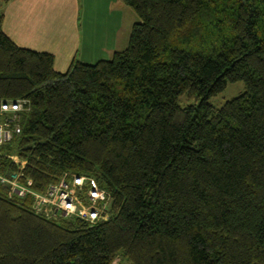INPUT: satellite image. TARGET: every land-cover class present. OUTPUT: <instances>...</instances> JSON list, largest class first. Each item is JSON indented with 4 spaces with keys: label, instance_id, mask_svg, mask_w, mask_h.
Returning a JSON list of instances; mask_svg holds the SVG:
<instances>
[{
    "label": "trees",
    "instance_id": "16d2710c",
    "mask_svg": "<svg viewBox=\"0 0 264 264\" xmlns=\"http://www.w3.org/2000/svg\"><path fill=\"white\" fill-rule=\"evenodd\" d=\"M122 2L139 17L127 46L65 72L0 10V101L28 100L0 173L15 153L34 190L70 171L111 195L90 225L0 182V264H264V0Z\"/></svg>",
    "mask_w": 264,
    "mask_h": 264
},
{
    "label": "crops",
    "instance_id": "0c3cea01",
    "mask_svg": "<svg viewBox=\"0 0 264 264\" xmlns=\"http://www.w3.org/2000/svg\"><path fill=\"white\" fill-rule=\"evenodd\" d=\"M83 1L91 3L94 0L0 1L2 29L19 46L53 54V68L65 72L73 59L85 62L78 56L84 41L81 23ZM109 1L111 11H120L116 31L122 27L126 29L128 24L132 28L134 22L129 6L122 0ZM128 19H131L129 23ZM117 50V47H112L107 53L112 56Z\"/></svg>",
    "mask_w": 264,
    "mask_h": 264
},
{
    "label": "built area",
    "instance_id": "2783aa9c",
    "mask_svg": "<svg viewBox=\"0 0 264 264\" xmlns=\"http://www.w3.org/2000/svg\"><path fill=\"white\" fill-rule=\"evenodd\" d=\"M27 103L26 99L0 101V148L20 132V115L28 109ZM5 156L16 165V170L8 175L0 173V182L8 187L10 196L29 194L36 212L47 218L76 217L90 225L108 219L111 195L95 178L65 171L57 181L38 191L31 187L32 179L23 173L25 160L15 153Z\"/></svg>",
    "mask_w": 264,
    "mask_h": 264
},
{
    "label": "rangeland",
    "instance_id": "374dc122",
    "mask_svg": "<svg viewBox=\"0 0 264 264\" xmlns=\"http://www.w3.org/2000/svg\"><path fill=\"white\" fill-rule=\"evenodd\" d=\"M109 2V0H94L91 3H84L83 1L81 23L84 41L78 56L84 60L85 63H94L99 59H109L111 55H108L107 50L112 47H117L118 50H122L128 44L127 41L131 25L128 24V29L122 27L119 31H116V27L119 23L120 11H111L112 9L109 8ZM128 9L132 13V22L139 21V17L134 10L131 7H128ZM129 20L131 19H128V23ZM115 37H117V41H115ZM243 89L244 85L242 81L227 82L226 87L212 96L210 101L214 106L219 107L227 99L236 96ZM118 260L112 264H120Z\"/></svg>",
    "mask_w": 264,
    "mask_h": 264
},
{
    "label": "water",
    "instance_id": "95a60500",
    "mask_svg": "<svg viewBox=\"0 0 264 264\" xmlns=\"http://www.w3.org/2000/svg\"><path fill=\"white\" fill-rule=\"evenodd\" d=\"M78 262L80 263V260L78 259Z\"/></svg>",
    "mask_w": 264,
    "mask_h": 264
}]
</instances>
